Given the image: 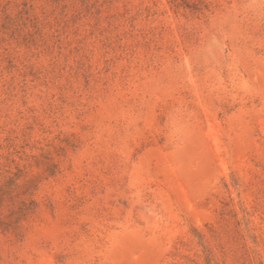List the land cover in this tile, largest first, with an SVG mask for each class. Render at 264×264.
<instances>
[{
	"label": "rangeland",
	"instance_id": "374dc122",
	"mask_svg": "<svg viewBox=\"0 0 264 264\" xmlns=\"http://www.w3.org/2000/svg\"><path fill=\"white\" fill-rule=\"evenodd\" d=\"M0 264H264V0H0Z\"/></svg>",
	"mask_w": 264,
	"mask_h": 264
}]
</instances>
